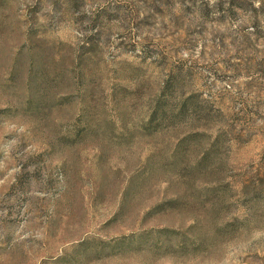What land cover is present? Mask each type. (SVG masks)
<instances>
[{
  "label": "rangeland",
  "instance_id": "obj_1",
  "mask_svg": "<svg viewBox=\"0 0 264 264\" xmlns=\"http://www.w3.org/2000/svg\"><path fill=\"white\" fill-rule=\"evenodd\" d=\"M0 264H264V0H0Z\"/></svg>",
  "mask_w": 264,
  "mask_h": 264
},
{
  "label": "trees",
  "instance_id": "obj_2",
  "mask_svg": "<svg viewBox=\"0 0 264 264\" xmlns=\"http://www.w3.org/2000/svg\"><path fill=\"white\" fill-rule=\"evenodd\" d=\"M185 115L184 107L174 110L156 101L150 111L146 128H158L163 126L175 125Z\"/></svg>",
  "mask_w": 264,
  "mask_h": 264
}]
</instances>
